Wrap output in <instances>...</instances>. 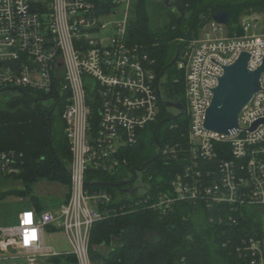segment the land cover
Segmentation results:
<instances>
[{
    "label": "built area",
    "instance_id": "built-area-1",
    "mask_svg": "<svg viewBox=\"0 0 264 264\" xmlns=\"http://www.w3.org/2000/svg\"><path fill=\"white\" fill-rule=\"evenodd\" d=\"M132 3L0 0V92L42 91L58 102L69 91L63 118L73 154L68 202L57 209L26 210L18 227H1L0 260L11 248L32 262L61 255L46 243L47 227L54 225L66 233L78 264H93L88 249L93 224L117 207L125 213L142 204L161 214L183 202L205 207L223 203L235 211L254 208L264 231V123L253 128L264 118V72L261 89L240 114L239 128L223 135L204 126L224 66L242 52L250 55V70L263 64L264 33L251 32L258 24L249 19L242 22V34H230L227 24L210 19L198 36L181 38L186 44L176 63L185 73L191 156L170 188L120 190V198L129 202L116 207L108 188H88L89 170L113 176L128 164L125 148L161 112L153 61L127 37ZM161 149L176 154L172 147ZM18 160L14 151H0V175L19 173ZM262 241L258 233L243 237L236 264H264Z\"/></svg>",
    "mask_w": 264,
    "mask_h": 264
},
{
    "label": "trees",
    "instance_id": "trees-1",
    "mask_svg": "<svg viewBox=\"0 0 264 264\" xmlns=\"http://www.w3.org/2000/svg\"><path fill=\"white\" fill-rule=\"evenodd\" d=\"M173 1L176 4L173 8H165L162 2L154 5L151 0H133L132 3L127 37L153 61L152 67L159 78L161 112L155 122L141 131L136 143L125 148L128 164L118 174L112 176L98 170L87 173L88 188H108L114 196V207L129 202L127 198H120L119 185L125 184L127 176L134 178L137 169L142 168L143 187L156 193L163 188L169 189L171 180L184 172L190 159V116L184 113L176 118L180 111L176 114L172 111V102L187 107L185 73L179 70L176 62L170 65L176 54L180 55L185 48L186 41L181 38L198 36L207 20L221 11L229 13V33L242 34L243 12L264 6V0ZM156 10L164 12L163 24L153 20ZM181 14L184 16L179 22ZM4 94L9 98L0 102V151L17 154L20 172L0 178H17L22 188L3 190L0 199L24 196L31 198L38 211L59 208L71 196L73 154L63 118L67 94L61 95L58 102L52 99L53 94L30 89L5 91ZM167 146L176 150V156L163 154L161 147ZM213 165L212 162L208 164ZM42 180L64 185L67 188L64 199L48 204L35 194L34 187ZM257 213L254 208L235 211L223 203L205 207L183 202L167 214L143 204L125 213L117 207L91 228L88 248L91 263L236 264L240 259L236 247L243 237L258 233L264 238ZM149 235L154 239L150 240ZM101 244L110 247L107 254L97 248ZM48 261L52 264L78 262L74 253L51 256Z\"/></svg>",
    "mask_w": 264,
    "mask_h": 264
},
{
    "label": "water",
    "instance_id": "water-1",
    "mask_svg": "<svg viewBox=\"0 0 264 264\" xmlns=\"http://www.w3.org/2000/svg\"><path fill=\"white\" fill-rule=\"evenodd\" d=\"M165 1L167 5L175 6L172 0ZM210 19L228 24L230 16L228 12L221 11L213 14ZM177 58L178 54L170 65H173ZM236 59L234 63L224 66L219 83L213 89L212 102L207 110L204 123L206 129L223 135H229L239 128L240 114L253 95L261 89V75L264 72V59L263 64L256 70L248 68L250 59L248 52H242ZM172 106L180 111L176 118L186 113L183 103L172 102ZM260 123H264V118L256 122L253 128Z\"/></svg>",
    "mask_w": 264,
    "mask_h": 264
},
{
    "label": "rangeland",
    "instance_id": "rangeland-1",
    "mask_svg": "<svg viewBox=\"0 0 264 264\" xmlns=\"http://www.w3.org/2000/svg\"><path fill=\"white\" fill-rule=\"evenodd\" d=\"M159 2L164 3L165 8L176 7V4L175 6L167 5L165 0H151V3L154 5L159 4ZM172 2L174 1L172 0ZM131 14H132V10H131ZM183 16L184 14L183 15L181 14L179 16L178 18L179 22L182 20ZM164 18H165V15L162 10L155 11V17L153 19L155 23L163 24ZM245 19L253 20L252 22H256L258 24V27L257 28L253 27L251 29V32H255L258 34L264 33V6L251 8L243 12V14L241 15V24L243 20ZM202 29L199 31V34L201 33ZM4 92H0V102H4L9 98L8 94H4ZM172 111L176 114L178 113L179 110L172 107ZM141 175H142V168L137 169V172H135L133 175L135 177L136 176L139 177L135 183L136 187L138 188H134V190L139 191V193H143L145 191L144 190L145 187H143L145 184L142 180ZM0 176L5 177L3 175H0ZM130 176L129 177L127 176V178H125L126 182L124 185H121V186L119 185L120 190H124V192H128V189L130 191L133 189V188L132 189L129 188V182L127 181L129 180ZM14 188H22V182L19 179L11 177V176L6 179L0 178V193L3 190L14 189ZM66 192H67V188L64 185L58 182H51L47 180H42L38 182L34 187V193L40 196L48 204L52 202V200L57 201V200L64 199ZM49 208L53 209L51 207ZM29 209L34 210L33 202L30 197L11 195L6 198L0 199V226L2 227L3 225H11V224H14V226L15 224L17 225L19 223L18 221L19 213L22 211L29 210ZM54 209H57V208H54ZM148 238L150 240L154 239L151 235H149ZM47 242L49 244L54 245L55 248L58 250H71L72 249V246L70 242L68 241V237H66V233H64V231H55V232L48 234ZM262 242H263V247H264V238ZM116 243H117V239L113 242V245L116 246ZM97 248L104 254H107L110 250V247L105 244L97 245ZM41 264H48V262L44 261Z\"/></svg>",
    "mask_w": 264,
    "mask_h": 264
},
{
    "label": "crops",
    "instance_id": "crops-1",
    "mask_svg": "<svg viewBox=\"0 0 264 264\" xmlns=\"http://www.w3.org/2000/svg\"><path fill=\"white\" fill-rule=\"evenodd\" d=\"M33 206H34V205H33ZM48 209H50V208H48ZM53 209H54V208H53ZM30 210H31V209H30ZM34 210H37L35 206H34ZM37 211H38V210H37ZM22 212H24V211H22ZM22 212H20V213H19V216H18V221H19V223H20V215H21ZM19 223H18L17 225L15 224V226H14V224H11V225H3L2 227H18V226H19ZM0 227H1V226H0ZM50 227H52L53 229H50ZM55 231H63V230L60 229L58 226H54V225H49V226L47 227V230H46V243H47L48 245L52 246L53 248H55V246L52 245V244H49V243L47 242V235L50 234V233H52V232H55ZM64 233H65V232H64ZM66 237H67V235H66ZM55 249H56V248H55ZM56 250H57V251H60L62 254H69V252L71 251V250H58V249H56ZM8 252H10V254L8 255V257L2 258V259L0 260V264H41V263H43L44 261H47L48 264H52L50 261H48V258H50V257H46V256L38 257L37 260H36L35 262H32V261H30L29 258H28L27 256H25V255L17 256V255H16V252H17V251H16L15 249H13V248H11L10 251H8ZM72 264H78V262H76V263H72Z\"/></svg>",
    "mask_w": 264,
    "mask_h": 264
},
{
    "label": "flooded vegetation",
    "instance_id": "flooded-vegetation-1",
    "mask_svg": "<svg viewBox=\"0 0 264 264\" xmlns=\"http://www.w3.org/2000/svg\"><path fill=\"white\" fill-rule=\"evenodd\" d=\"M136 178V179H135ZM139 177L138 176H136V177H134V179H133V177L132 176H130V178H129V180H127L128 182H129V188H138V187H136V185H135V183H136V180L138 179Z\"/></svg>",
    "mask_w": 264,
    "mask_h": 264
}]
</instances>
